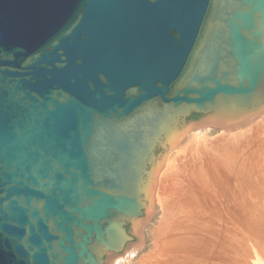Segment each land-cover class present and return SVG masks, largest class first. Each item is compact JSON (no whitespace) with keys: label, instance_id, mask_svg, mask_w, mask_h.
Segmentation results:
<instances>
[{"label":"water","instance_id":"1","mask_svg":"<svg viewBox=\"0 0 264 264\" xmlns=\"http://www.w3.org/2000/svg\"><path fill=\"white\" fill-rule=\"evenodd\" d=\"M263 115L264 0H0V264H109L190 132Z\"/></svg>","mask_w":264,"mask_h":264},{"label":"rangeland","instance_id":"2","mask_svg":"<svg viewBox=\"0 0 264 264\" xmlns=\"http://www.w3.org/2000/svg\"><path fill=\"white\" fill-rule=\"evenodd\" d=\"M195 132L182 143L181 149L188 146L186 153L180 157V149L176 151L163 169L172 158H180L178 165L184 162L174 164L180 181L170 187L174 196L181 193L188 202L186 213L175 212L177 230L166 234L161 229L166 212L158 200L162 171L154 215L143 227L145 247L124 264H141L142 259V264H192L191 256L199 264H264V115L235 129H203L198 137ZM198 165L204 171L195 178L191 174ZM139 240L136 235L111 259L125 256Z\"/></svg>","mask_w":264,"mask_h":264},{"label":"bare ground","instance_id":"3","mask_svg":"<svg viewBox=\"0 0 264 264\" xmlns=\"http://www.w3.org/2000/svg\"><path fill=\"white\" fill-rule=\"evenodd\" d=\"M257 119V118H256ZM255 120V119H254ZM254 120L252 121H249L247 123H244L240 126H244L246 124H249L251 122H253ZM239 126L237 127H233V128H230V129H235V128H238ZM205 129H210L209 128H205ZM203 129H200V130H196V135L197 137L199 135H201V131ZM192 145L191 143H189V146ZM191 148V146H190ZM193 148V147H192ZM191 148V149H192ZM188 149V146H184V149H180L177 153H178V156H180V154L182 153H186V150ZM190 149V150H191ZM185 156V155H184ZM181 157V156H180ZM179 157H175L172 158L170 160V162L168 163V166L167 168L163 171V178L159 184V192H158V200L159 202L162 204V206L164 207V210L166 211L165 214L163 215V226L161 229H163V231L168 234V233H174L177 228H178V222L179 220L177 219V217L175 216V212L176 211H182L183 213H186L187 211V208H188V202L183 198V196L181 195V193H177V196H174L172 194V191L170 189L171 186L174 185V182H178L180 181V177H175L176 173L175 170L177 169L176 165H174L176 163V160H178ZM180 160V158H179ZM181 161L183 162V159H181ZM186 162H189V161H186ZM178 165V163H176ZM181 164V163H180ZM183 166H184V162L182 163ZM181 164V165H182ZM188 164V163H186ZM181 165H178V166H181ZM191 165V164H190ZM194 165V163H193ZM196 163H195V166L194 167H191V168H196ZM176 166V167H174ZM186 166V165H185ZM188 167V166H187ZM198 168L196 169V171L194 172L193 171V174H191V176L197 178L200 173H203V167H199V165L197 166ZM176 168V169H175ZM180 168V167H179ZM183 169V168H180V170ZM188 170V168H187ZM177 171V170H176ZM180 172V171H178ZM182 172V171H181ZM180 172V173H181ZM187 172V171H186ZM179 173V174H180ZM192 173V171H191ZM156 187L158 188V182L153 190V193H152V197H151V201H150V205H149V209H148V213H147V217L145 218V220L143 221V223L141 224L138 232H137V236H139V241L138 242H135L133 243L132 245H130L128 248H127V251L125 253V256L121 257V258H112L111 259V264H124L125 261L127 260V258H132L135 254H137L139 251H141L144 247H145V237H144V232H143V227L146 223H148L149 220H151V218L153 217L154 215V202H155V191H156ZM173 195V196H172ZM173 213V214H172ZM167 230V231H165ZM174 237V236H172ZM177 239V240H176ZM172 238L171 239V242H175L177 241V244H182V242L178 239V238ZM166 245V243H164ZM165 248V247H164ZM194 256H191V259H192V264H199L198 263V260H195L193 259ZM149 259V258H148ZM147 259V260H148ZM143 260L142 259V263H143ZM181 262H183V260H180ZM141 263V264H142ZM177 263V262H176ZM154 264H164L162 262H156ZM174 264V263H173ZM188 264H191L189 261H188Z\"/></svg>","mask_w":264,"mask_h":264},{"label":"trees","instance_id":"4","mask_svg":"<svg viewBox=\"0 0 264 264\" xmlns=\"http://www.w3.org/2000/svg\"><path fill=\"white\" fill-rule=\"evenodd\" d=\"M201 116H202V114H198V113H196L195 115H193V118L198 119V118L201 117Z\"/></svg>","mask_w":264,"mask_h":264}]
</instances>
